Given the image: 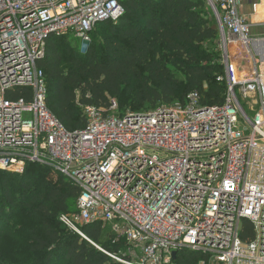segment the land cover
Returning <instances> with one entry per match:
<instances>
[{"label": "built area", "instance_id": "built-area-1", "mask_svg": "<svg viewBox=\"0 0 264 264\" xmlns=\"http://www.w3.org/2000/svg\"><path fill=\"white\" fill-rule=\"evenodd\" d=\"M204 1L219 33L221 105L203 108L192 93L121 113L111 98L82 107L85 126L71 132L48 107L39 63L51 37L89 44L96 25L119 21L121 0H0V170L38 164L78 186L61 223L90 243L84 226L111 227L120 252L94 245L121 264H173L182 249L212 264H264V35H253L243 0Z\"/></svg>", "mask_w": 264, "mask_h": 264}, {"label": "trees", "instance_id": "trees-1", "mask_svg": "<svg viewBox=\"0 0 264 264\" xmlns=\"http://www.w3.org/2000/svg\"><path fill=\"white\" fill-rule=\"evenodd\" d=\"M121 3L125 14L109 27L98 48L103 51L91 41L81 55L72 46L70 41L76 39L71 36H53L48 41L46 57L39 67L47 79L48 107L67 130L84 128L82 107H106L111 98L121 99L123 93L130 95L131 109H121L118 103L121 113L142 114L162 105L184 104L192 93L197 94L203 108L224 102L226 88L217 80L224 73L218 50V27L204 0H121ZM112 22L105 21L96 27ZM178 74L184 77V83ZM48 174H53L51 169L38 164H29L22 175L0 170L2 264H121L95 246L102 245L111 254L121 249V245L112 243L102 224L83 227L92 244L61 223L62 214L76 211L81 191L64 176L57 175L52 180ZM16 184L20 192L17 199L13 196ZM19 199L21 202L17 204ZM18 207L23 209L27 220L37 224L30 229L34 232L31 235L34 252L30 249L25 262L13 261L23 257L17 255V250L3 249L5 238L12 237L13 214ZM240 239L244 243L255 239L250 222H243ZM208 258V254L182 249L173 264H200Z\"/></svg>", "mask_w": 264, "mask_h": 264}, {"label": "rangeland", "instance_id": "rangeland-1", "mask_svg": "<svg viewBox=\"0 0 264 264\" xmlns=\"http://www.w3.org/2000/svg\"><path fill=\"white\" fill-rule=\"evenodd\" d=\"M203 2V1H202ZM205 4V3H203ZM206 10L211 14V10L209 9V7L207 6L206 4ZM119 21L117 22H112V23H109L108 25L106 24H101L99 26H97L94 30V32L92 33L93 35L91 36V41L92 42H95L96 44V49L99 48V46L101 44H103V40L105 38V36L108 34L109 32V27L112 26L113 24H117ZM72 46H74V48L77 49V51H79V53H81V55L85 54V48L89 46V44H85L81 41H78V40H72L70 41ZM86 48V49H87ZM100 52L103 51L102 49H98ZM178 77L180 78L181 80V83H184V77L180 74H178ZM130 95L128 93H123L121 99H115L119 105L121 106V109H124V108H128V109H131L130 107ZM149 107H146V109H148ZM83 111V110H82ZM151 111V109L149 110ZM49 177H51L52 180H55V178H57V175H54V174H48ZM19 186V185H18ZM18 186L17 184L14 186L13 188V196L16 197V199L19 197V189H18ZM29 191L26 192V200H29L28 199V194L31 192V186L28 187ZM21 200H17V204H20ZM22 208L21 207H18L16 208V213L13 214V218H14V221L11 225V230H13L12 232V237H6L4 242H3V249L4 251L6 252H13L14 249L17 250V255H22L23 254V257H20V258H15L13 261L15 262H25L28 260V258L25 257L26 254L30 255L31 253L29 252L30 249L31 252H34V245L32 246V239H31V235L34 233L32 232L30 229L33 227V226H37L36 222L33 221V220H27L25 218V213L22 212ZM106 235H108L109 238H111L112 240V243L114 241H117L116 238L112 237L111 236V227H109L108 229H106ZM107 237V238H108ZM119 242H122L123 240L122 239H118ZM106 242V239L105 238H102V243H105ZM34 244V243H33ZM114 244V243H113ZM30 245V246H29ZM115 245V244H114ZM32 246V247H31ZM99 247H102V245H98ZM125 251V249H124ZM29 252V253H28ZM208 261H209V264H212L211 263V259L210 257L208 258ZM0 264H2V259H0Z\"/></svg>", "mask_w": 264, "mask_h": 264}, {"label": "crops", "instance_id": "crops-1", "mask_svg": "<svg viewBox=\"0 0 264 264\" xmlns=\"http://www.w3.org/2000/svg\"><path fill=\"white\" fill-rule=\"evenodd\" d=\"M241 12L253 24V35H264V0H243Z\"/></svg>", "mask_w": 264, "mask_h": 264}, {"label": "water", "instance_id": "water-1", "mask_svg": "<svg viewBox=\"0 0 264 264\" xmlns=\"http://www.w3.org/2000/svg\"><path fill=\"white\" fill-rule=\"evenodd\" d=\"M177 258V252L173 253V260H176Z\"/></svg>", "mask_w": 264, "mask_h": 264}]
</instances>
